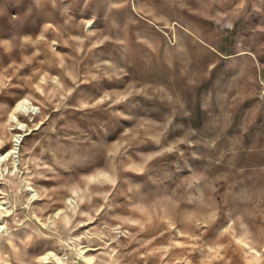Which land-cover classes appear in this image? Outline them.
I'll return each mask as SVG.
<instances>
[{"label":"rangeland","instance_id":"1","mask_svg":"<svg viewBox=\"0 0 264 264\" xmlns=\"http://www.w3.org/2000/svg\"><path fill=\"white\" fill-rule=\"evenodd\" d=\"M0 264H264V0H0Z\"/></svg>","mask_w":264,"mask_h":264},{"label":"bare ground","instance_id":"2","mask_svg":"<svg viewBox=\"0 0 264 264\" xmlns=\"http://www.w3.org/2000/svg\"><path fill=\"white\" fill-rule=\"evenodd\" d=\"M17 109L18 108H16L15 111H18ZM20 143H21V136H16V138L13 140L12 148L7 152L4 158L16 154L18 152V147Z\"/></svg>","mask_w":264,"mask_h":264}]
</instances>
